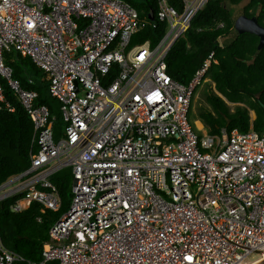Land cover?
<instances>
[{
	"label": "built area",
	"instance_id": "1",
	"mask_svg": "<svg viewBox=\"0 0 264 264\" xmlns=\"http://www.w3.org/2000/svg\"><path fill=\"white\" fill-rule=\"evenodd\" d=\"M153 1L166 25L155 45L131 43L154 20L153 11L152 21L151 11L139 14L135 0H0V108L14 110L7 89L31 119L37 144L29 166L0 183V201L21 194L11 211L32 202L55 211L61 201L50 178L65 167L72 174L69 206L51 224L40 259L27 260L0 239V264L264 257V132L193 129L188 112L212 51L187 84L167 71L169 50L214 0ZM9 53L44 73L60 104V139L48 107L12 77Z\"/></svg>",
	"mask_w": 264,
	"mask_h": 264
},
{
	"label": "trees",
	"instance_id": "2",
	"mask_svg": "<svg viewBox=\"0 0 264 264\" xmlns=\"http://www.w3.org/2000/svg\"><path fill=\"white\" fill-rule=\"evenodd\" d=\"M132 5L141 16L153 11L154 20L136 33L131 43L149 40L151 45H155L166 27L164 22L155 17V2L140 0L138 3L132 2ZM239 5L240 11L232 13L229 6ZM240 15L255 17L257 23L264 27V0L207 2L191 19L189 28L175 41L166 57L168 73L177 81L187 84L212 51L214 61L204 77L209 78L216 92L228 101L244 104L231 111L216 92L206 94L204 99L207 106L199 118L209 134H217L222 127L241 132L249 130L250 110L255 113L251 127L257 132H264V44L258 55L254 56L258 37L250 32H233L236 18ZM226 37H229L227 42L219 43V39ZM5 59L12 69V77L19 81L21 87L36 92L35 104L46 105L50 114H53L56 99L49 93L44 73L27 56L9 53ZM4 94L14 110L0 108V183L8 176L26 169L30 164V155L37 151L31 119L10 91L5 89ZM61 125L62 121L56 117L53 128L59 129ZM50 180L61 201L59 209L55 211L46 209L41 212L36 202L22 211H11L10 205L21 194L0 201V239L7 249L30 261L40 259L41 247L48 240L51 224L70 203V168L59 170Z\"/></svg>",
	"mask_w": 264,
	"mask_h": 264
},
{
	"label": "rangeland",
	"instance_id": "3",
	"mask_svg": "<svg viewBox=\"0 0 264 264\" xmlns=\"http://www.w3.org/2000/svg\"><path fill=\"white\" fill-rule=\"evenodd\" d=\"M135 1L136 2H140V0H135ZM229 7H230V10H231L232 13H236L237 11L239 12L240 9H241L240 5L239 6H229ZM227 39L226 40L222 39V40H220V42L224 43V42L228 41ZM210 91H214L210 81H204V82L202 81L196 87V90H195V93H194V96H193L195 99H192L191 107H190L189 113H188L189 121H190V123H191V125H192V127H193V129L195 131H198V130L195 129V121H194V119L198 118L199 114L201 113V111L204 110L205 106H207V104L205 103L204 97ZM59 106H60V104L56 100V102H54V104H53L54 113L50 114L51 118H52V116L55 117V121H56V117H58L62 121V117H61V114H60ZM63 125H64V123L62 121V125L59 127V129L55 128V127L53 128L54 129V139L55 140H58V139H60L63 136V133H62Z\"/></svg>",
	"mask_w": 264,
	"mask_h": 264
},
{
	"label": "water",
	"instance_id": "4",
	"mask_svg": "<svg viewBox=\"0 0 264 264\" xmlns=\"http://www.w3.org/2000/svg\"><path fill=\"white\" fill-rule=\"evenodd\" d=\"M149 14V19L153 20L152 11ZM233 32H250L252 34H255L258 37V43L256 46V50L254 52V56L258 55L260 52L263 44H264V27L260 26L255 17H246V16H237ZM258 264H264V261L258 263Z\"/></svg>",
	"mask_w": 264,
	"mask_h": 264
},
{
	"label": "crops",
	"instance_id": "5",
	"mask_svg": "<svg viewBox=\"0 0 264 264\" xmlns=\"http://www.w3.org/2000/svg\"><path fill=\"white\" fill-rule=\"evenodd\" d=\"M228 37H226V38H223V39H227ZM227 40H229V38L227 39ZM227 42V41H226ZM209 81H211L210 79H209ZM211 84H212V88L214 89V92H216V90H215V88H214V83L211 81ZM225 102H226V104L230 107V110L231 111H233L234 110V108L236 107V106H244V104L243 103H237V102H230V101H228L226 98H224L223 96H221L218 92H216ZM192 99H195L194 97L192 98ZM192 101V100H191ZM190 107H191V105H190ZM189 113V112H188ZM249 116H250V128H252L251 127V125H252V121L254 120V118H255V113H254V111H252V110H250L249 111ZM194 121H195V129L196 130H198V131H196V132H198V134H205V133H208V131H207V129H206V127L204 126V124L202 123V121L200 120V118L198 117V118H195L194 119ZM249 128V129H250ZM253 129V128H252Z\"/></svg>",
	"mask_w": 264,
	"mask_h": 264
},
{
	"label": "bare ground",
	"instance_id": "6",
	"mask_svg": "<svg viewBox=\"0 0 264 264\" xmlns=\"http://www.w3.org/2000/svg\"><path fill=\"white\" fill-rule=\"evenodd\" d=\"M166 28V27H165ZM221 40V39H220ZM206 73V72H205ZM204 79H205V81L206 80H209V78H205L204 77ZM196 90V89H195ZM194 93H195V91H194ZM262 261H264V257L263 258H261V259H259V260H257V261H255V262H251L250 264H258V263H260V262H262Z\"/></svg>",
	"mask_w": 264,
	"mask_h": 264
},
{
	"label": "snow or ice",
	"instance_id": "7",
	"mask_svg": "<svg viewBox=\"0 0 264 264\" xmlns=\"http://www.w3.org/2000/svg\"><path fill=\"white\" fill-rule=\"evenodd\" d=\"M31 26V25H30ZM190 259V258H189Z\"/></svg>",
	"mask_w": 264,
	"mask_h": 264
}]
</instances>
